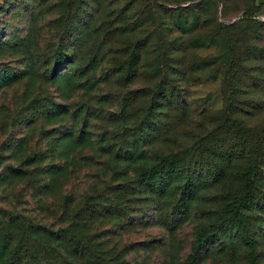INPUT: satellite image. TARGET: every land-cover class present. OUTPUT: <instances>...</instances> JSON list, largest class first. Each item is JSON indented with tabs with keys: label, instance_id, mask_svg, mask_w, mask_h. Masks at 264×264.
Segmentation results:
<instances>
[{
	"label": "rangeland",
	"instance_id": "obj_1",
	"mask_svg": "<svg viewBox=\"0 0 264 264\" xmlns=\"http://www.w3.org/2000/svg\"><path fill=\"white\" fill-rule=\"evenodd\" d=\"M4 76L0 264L26 249L19 264H186L206 226L214 238L196 264H249L224 222L246 171L242 221L264 264V0H0ZM158 88L176 100L152 112ZM239 141L257 147L228 158ZM160 156L201 178L186 216L140 185Z\"/></svg>",
	"mask_w": 264,
	"mask_h": 264
},
{
	"label": "trees",
	"instance_id": "obj_2",
	"mask_svg": "<svg viewBox=\"0 0 264 264\" xmlns=\"http://www.w3.org/2000/svg\"><path fill=\"white\" fill-rule=\"evenodd\" d=\"M187 12V11H185ZM177 15L180 12L173 11ZM187 21L184 19V15H179L178 20L174 23L175 28L181 33L185 34L190 30V27L186 25ZM179 44H182L180 42ZM138 48V47H136ZM58 58L57 63L63 60V53L62 51L57 52ZM140 62V57L138 56L137 52L135 51L130 58V64H138ZM151 66H153L152 73L157 72L160 68L159 65H156L154 61L150 62ZM4 77H0V81L3 80ZM137 92L130 93L131 95H135ZM176 100L175 94L172 92L167 91L164 88H158L150 97V109L153 112L161 108V104L163 105L164 102L169 104H174ZM174 101V102H172ZM160 106V107H159ZM227 126L230 125H237L239 129V134H245L247 131L240 127L239 122L236 120H227ZM245 142V141H244ZM245 145L246 142H245ZM244 144L237 146H230L226 151V156L228 158H233L239 153L241 158H244L252 154V152L256 149L257 145L255 146L253 142L247 145L246 147ZM245 146V148H244ZM187 165V167H186ZM198 165V162L194 163V166ZM250 171H246L244 175H242V195L239 199V207H237V201H233L229 210L224 211L225 215H229L225 217L224 222L227 224L228 222H233L234 228V237L236 238L237 242L243 246L244 251L249 253L248 262L249 264H260L257 262L260 259V254H258L257 245H258V236L256 233V228L254 225L247 223L246 221H242V214L244 206L247 202V198L250 197L252 194L253 189V179L248 174ZM223 171L220 170H212L210 172V176L212 177V181L218 182L220 177L222 176ZM187 178V182L184 186L180 187V182L183 178ZM199 181H198V180ZM201 178L196 175L194 169L190 167V165L185 163L183 158H178L177 156H160L157 159L156 165L148 170L145 174H142L141 183L140 185L145 186L148 188L150 194L155 197V202L157 203L161 199L165 198H172L176 199V203L171 209V214L175 217H183L188 214V207H189V197L192 193H198L201 190L200 184ZM202 185V184H201ZM228 205V204H227ZM90 212H93V205L91 207ZM224 215V216H225ZM222 216V217H224ZM231 225V224H230ZM232 226V225H231ZM210 227H212L210 225ZM64 231V230H63ZM215 231H208V227H201L199 231H197L196 240L193 244L192 251L188 255L186 259V264H196L198 260L202 257L206 247L210 244L211 239L214 238ZM76 244V250L78 253L80 251V245ZM87 245V244H86ZM20 247V246H19ZM21 254H24L25 257H33L32 251L30 249H26L24 253L20 250L15 251L16 261L12 264H19V260L24 258L21 257ZM94 264L97 263L96 258L93 259ZM260 262V260H259ZM39 264V263H36ZM50 264H58L56 261H53Z\"/></svg>",
	"mask_w": 264,
	"mask_h": 264
}]
</instances>
